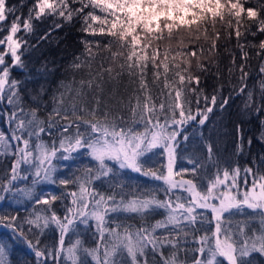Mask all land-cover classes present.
Masks as SVG:
<instances>
[{
    "label": "snow or ice",
    "instance_id": "1",
    "mask_svg": "<svg viewBox=\"0 0 264 264\" xmlns=\"http://www.w3.org/2000/svg\"><path fill=\"white\" fill-rule=\"evenodd\" d=\"M24 7L25 0H0V100L11 106L6 120L11 131L0 130V155L14 156L10 171L0 176V205L9 198L18 205L27 200L31 210L0 211V228L31 250L32 264H150V257H158L155 264H189V251L194 254L190 264H253L254 255L264 257V157L243 168V188L240 165L224 159L211 138L204 141V154H192L188 166L177 170L181 145L189 141L188 126H206L215 118L214 109L226 110L233 93L245 97L248 114L261 118L258 139L264 142V39L240 42L245 34L264 36V0H32L26 16ZM226 16L241 51V63L236 64L233 53L228 69L229 77L238 73L237 83L227 97L222 84L209 96L197 74L207 67L196 50L186 49L184 37H175L176 49L160 45L174 38V29L193 24L195 33L187 38L199 40L201 22L206 25L211 18L209 51L214 52L220 37L215 21ZM49 18L48 29L37 35ZM74 20L88 38L81 41L84 51L71 67L84 76L78 87H65L54 96L52 111L42 117L45 105L39 96L45 90L32 96L36 107H26V81L12 72L27 69L26 54L36 47L26 36L36 35L39 44ZM204 36L208 39L206 27ZM246 48L259 61L258 99L257 86L248 85L253 56ZM191 58H196L195 70ZM124 76L134 86L126 97L119 92ZM237 131L234 155L239 156L253 140H245L239 125ZM82 156L94 166L84 165L80 175L57 176L60 167H68L62 162ZM127 173L150 183H127L122 179ZM45 183L75 190L37 192ZM58 200L62 214L54 207ZM158 211L163 218L150 222ZM121 215L136 217L139 224L118 222ZM90 222L92 246L82 231ZM46 231L57 234L52 244L41 239ZM189 231L202 232L191 250L183 246ZM0 264H14L11 245L4 240Z\"/></svg>",
    "mask_w": 264,
    "mask_h": 264
},
{
    "label": "trees",
    "instance_id": "2",
    "mask_svg": "<svg viewBox=\"0 0 264 264\" xmlns=\"http://www.w3.org/2000/svg\"><path fill=\"white\" fill-rule=\"evenodd\" d=\"M10 4H19L20 0H8ZM32 0H25V7L21 10L24 15H27L28 7L31 6ZM78 6V5H77ZM248 5L246 4L245 7ZM97 14H100L97 12ZM16 15H20L17 12ZM226 16L224 21L218 17L215 21V31L219 32L220 37L216 41V50L210 52L212 39L214 38L213 29L211 27V18H209L208 23L205 25L201 22V33L200 39L195 41L188 40V33H195L196 25L193 24L190 28H184L173 30L174 38L171 41L164 40L161 43V48L166 44H170L172 49H176L178 41L175 39L176 36L184 37V45L187 50H196L197 57L206 65V72H199L197 74L201 77V82L199 87L204 90L205 95H212L214 89L222 84L223 85V95L227 97L232 91V85L237 83L236 76L238 73H234L229 77L228 69L233 67L231 64L232 54H235L236 64L241 63V51L237 47V38L235 37L234 29L227 27ZM52 22V18H49L47 22L40 24L39 33L37 35H43V33L48 29ZM233 24L235 21L233 20ZM81 23L74 20L71 24L65 23L62 29L56 30L52 33L46 41H41L37 44L36 35L26 36L29 43L35 45L36 47L30 49L26 54V59L28 60V67L24 72L13 70L12 77L18 80H25L26 85L24 91V104L25 106L36 107L33 103L32 96L39 93L40 89L43 88L45 91L41 96H39L40 103L44 104L45 107L41 110L40 115L42 117L46 116L47 112L52 111L54 105L52 104V98L60 91H64L65 87L69 89H75L78 87V81L84 76L83 71L74 70L71 66L73 64L74 58L79 56L84 51V45L81 43L82 40L88 38L86 34L81 31ZM207 28V37L204 36V28ZM231 32L232 35L229 38L228 33ZM241 32L244 33V28L241 27ZM19 35H24L23 32L18 33ZM165 35H167L165 31ZM260 39H264V36H257L256 38L250 35H242L240 37V42L247 44L248 42H258ZM201 45L203 46V53L201 54ZM250 52L253 56L251 60L248 61L249 68L247 69L250 73L248 77L249 87L257 86V99L259 98L258 90V80L261 78L258 74V64L259 61L255 58L254 52L249 49H245ZM173 53H170V55ZM7 59V58H6ZM192 59L193 70H195L196 58ZM108 62H106L107 64ZM96 64L93 63V71L96 70ZM151 70L149 69V72ZM219 76V79H218ZM132 87L128 85V78L124 76L119 85V92L121 96L126 97L132 91ZM69 95L71 93H68ZM244 100L243 95L232 94V99L229 100V106L225 111L221 112L214 109L215 118L206 124L203 128H199L193 125L188 126L189 141L187 144L181 145V151L178 154L177 164L180 160H183L186 155L192 156V154L202 155L205 152L204 141L208 138L214 140L220 149V155L226 159L232 161L234 164L238 163L242 169L240 174L239 183L243 186V168L246 166H251L253 162L259 164L260 158L264 157V142H262L258 137L260 136L261 125L260 117L248 114L244 110ZM201 106H203V101H201ZM195 108V105H193ZM11 106L7 105L6 100H0V126L5 131L6 134L10 133L11 128L6 123L7 114L10 112ZM124 115V113H121ZM237 125L243 130V135L245 140L249 137L252 138L253 143L251 146L246 147L243 154L236 156L234 155L235 144L238 139ZM83 130V129H82ZM43 136V134H42ZM43 139L48 140L47 136H43ZM12 152H15V142H13ZM160 159V158H155ZM14 162V156L9 154L5 155L0 161V176H2L6 171H10L11 165ZM65 163V162H62ZM78 169L75 170V175H80L79 169L83 166L77 165ZM91 166H94V162ZM26 165H22V169ZM264 167V166H262ZM65 170V169H63ZM59 171V170H58ZM207 171L211 173L213 169L211 166L208 167ZM179 178V177H177ZM127 183L136 185H146L150 182L142 177H138L135 173H127L122 177ZM251 182V177H249V183ZM30 187V179L27 182ZM19 187H24V184H18ZM50 189V190H49ZM37 192H42L43 190H49L51 193L59 195L62 190L72 191L75 190L70 185L67 189H63L60 185L52 184H41L37 186ZM107 190V189H105ZM65 200L64 203H68ZM41 206H37L39 209ZM54 207L62 214L63 205L61 201H56ZM27 208L31 210V203L24 200L21 204H16L11 198L0 205V211H13L19 209L21 214H23L24 209ZM248 215H252L251 212ZM164 216L163 211H158L152 215L150 222H155V220L162 219ZM245 217L237 216L236 219H243ZM118 222H126L131 224H139V219L136 217H125L121 215L118 217ZM253 227H258L257 224H253ZM207 227V225H205ZM84 231V239L89 246H92L93 241V228L90 226ZM158 235L161 234L159 231ZM193 235L196 239L193 238ZM202 235V232H195L194 234L189 231V236L187 242L183 245L189 250L198 247L197 239ZM57 238L55 231H46L41 239L48 244H52ZM0 240L9 242L11 245V259L14 264H24L25 261L28 264H32L33 254L31 250L27 249L25 245L19 242H14L12 237L9 235L7 229L0 228ZM193 252H188L189 264ZM158 260V257L155 258ZM155 260L150 257V264H155ZM253 264H264V257L259 255H254L252 257Z\"/></svg>",
    "mask_w": 264,
    "mask_h": 264
},
{
    "label": "rangeland",
    "instance_id": "3",
    "mask_svg": "<svg viewBox=\"0 0 264 264\" xmlns=\"http://www.w3.org/2000/svg\"><path fill=\"white\" fill-rule=\"evenodd\" d=\"M0 130H3L0 126ZM5 155H0V161L2 160V158L4 157ZM184 159L183 160H180L177 164V170H179L180 168L182 167H187L188 164H187V159L188 158H191L190 155H186L185 157H183ZM68 167H60L59 168V171L57 172V176L60 177V178H66L72 174H74L75 170L78 169L77 165L80 164L81 166H84V165H92L93 162L87 157V156H82V157H77V159L75 161H72V160H69L67 162H65ZM65 169V170H63ZM243 188V186H241ZM50 190V189H49ZM47 191V190H43L42 192H51V191Z\"/></svg>",
    "mask_w": 264,
    "mask_h": 264
}]
</instances>
